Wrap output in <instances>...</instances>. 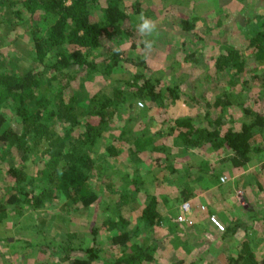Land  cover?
Wrapping results in <instances>:
<instances>
[{"label":"trees","instance_id":"trees-1","mask_svg":"<svg viewBox=\"0 0 264 264\" xmlns=\"http://www.w3.org/2000/svg\"><path fill=\"white\" fill-rule=\"evenodd\" d=\"M136 11L132 14L135 20L140 13ZM94 12L101 13L102 18L93 19ZM203 18L211 33L213 28ZM258 18L248 32L245 51L224 44L215 58L214 78L227 77V86L211 104L205 102V94L195 96L182 88L183 79L176 74L175 66L170 76H176L173 83L164 84L162 74L154 72L143 55L128 58L132 66L128 80L114 75L116 68H123L121 45L126 41L132 49L138 45L137 27L123 0H107L105 7L101 0H0V28L25 27L31 53L24 60L0 53V164L7 162L5 177L9 183L0 187V243L9 238L5 226L10 219H33L36 214V223L45 227L49 219L40 220L41 210L53 208L57 200L61 205L52 221L58 220L65 226L62 231L70 236L69 213L102 205L109 212L103 225L115 255L110 259L103 256L102 249L94 245L95 239L88 247L60 242L53 249L54 264H158V247L151 236L163 220L160 198L146 187L149 178L156 183L163 171L166 175L175 173L177 156L165 143L157 145V139L175 134L171 144L174 151L196 160L191 164L195 173L189 171L191 166L179 172L185 183L177 197H161L168 209L193 199L202 189L225 183L221 177H230L253 161L264 160V115L260 111L244 106L248 119L240 128L226 125L227 108L234 105L231 96L238 85L243 91L252 82L264 88V13ZM199 22L198 16H189L181 19L180 27L194 33ZM197 35L204 36L200 32ZM99 48L105 49L107 58L99 60ZM184 61L198 62L192 51ZM82 76L85 82L78 81ZM96 76L103 77L104 82L92 85ZM183 96L188 104L205 102V121L196 114L171 115L174 120L169 124V119L165 120V129L154 128L147 134V121H152L150 104L164 109ZM141 100L143 108L138 106ZM243 104L236 105L242 108ZM140 119L146 120L142 126ZM205 151L214 154L213 161L199 155ZM123 152L130 162L128 172L122 169L108 174L111 161ZM101 154L105 156L102 160L98 159ZM17 158H21L20 164L13 161ZM147 158L152 161L146 162ZM29 159L42 165L36 175L28 172ZM145 164L153 166L148 171L153 176L144 179L140 166L146 170ZM242 190L245 194L246 187ZM140 208L139 222L131 227L129 217ZM211 213L209 210V214L199 216ZM95 229L94 237L98 232ZM237 229L231 221L222 238L234 236ZM244 239L238 246V256H228V264H260L248 242L250 237ZM9 245L15 247L14 243ZM79 250L85 255H74Z\"/></svg>","mask_w":264,"mask_h":264},{"label":"rangeland","instance_id":"rangeland-1","mask_svg":"<svg viewBox=\"0 0 264 264\" xmlns=\"http://www.w3.org/2000/svg\"><path fill=\"white\" fill-rule=\"evenodd\" d=\"M123 1L125 3V7L127 8V12L131 15V22L136 27L139 21L138 19L135 20L132 17V14L133 12H137L136 10L139 9L140 13L137 14V17L140 14H143L158 22L159 36L156 39L155 50L148 57H145L143 46L140 45L143 39H141L139 34L136 36L138 42L136 49L131 48L130 42H124L120 47L123 51L122 57L124 61L121 63L123 68H116L113 71L114 75L118 78L123 77L128 80V69L130 68V70H132V66L131 63L128 62V58H135L137 55H143L146 64L151 69H153L154 72L158 73L159 75L162 74L164 84L173 83V80L176 78V76L173 78L170 76H172V67L175 66V68H177L176 74L181 79H183L181 80V82H183L182 88L195 96L200 93L205 94V102H209L211 104L215 101L216 96L221 95L227 86V77L225 79V77L221 78L219 76V80H215L214 78L215 58L220 53V51L223 50L222 46H224V44H228L229 46L233 45L242 50V52L245 51L248 32H250L253 27L256 26L257 19H259V14L264 13V2L260 0L252 1L248 4L245 2V5L242 6H244L246 12H223L224 10L222 11L221 7L223 8V6L226 5L232 6L230 3L231 0H225V2L222 0ZM106 3L107 0H101L102 7H105ZM134 6H138L137 9H135ZM193 9L196 11L192 12ZM24 15L28 16V13L24 12ZM189 16H198L201 19V22H199V26L195 32H200V34L204 35L202 38H200L197 33H193L191 31L185 32L182 27H180L181 19H186ZM203 17L207 19L208 26L213 28L211 33L207 30V26H204L205 20ZM100 18H102L101 13L98 14L97 12H94L93 19ZM219 20L221 23H219ZM126 22L127 24H130L129 21ZM29 48V36L25 27L14 26L0 28V53H7L6 56L11 55L13 60L14 58L17 59L16 55L19 57V60L20 58L24 60L31 54L29 52ZM190 51L196 54L198 60L197 63L192 61L190 63H186L184 61L185 56ZM97 54L101 56L99 57V60L108 57V53L103 48H99L97 50ZM251 60L253 62V59ZM77 68L78 67H76V69ZM11 70L15 71V68H11ZM83 80L85 82L84 76H82V78L78 81ZM103 82V77L96 76V79L93 80L92 85H99ZM254 83L255 82L248 83L246 91H243L242 87L238 85L232 92L231 99L234 101V105L227 108V127L238 129L240 128L241 123L248 119L243 111L244 106H249L253 110L258 112L260 111L264 115V95L262 94L264 93V88L261 89L259 85L256 86ZM89 92L92 93L93 91L90 90ZM181 99L182 100H176L174 103H171L167 108L165 107L164 109H157L156 105L151 103L150 111L148 113L149 116L152 117V119H150L152 121H147L148 130L146 133L149 134L153 132L154 128L165 129L168 124L174 120L172 117H170L171 115L176 118L181 114H196L201 121H205V117L203 116L205 114V102H200L196 105L186 103L184 101L186 99L185 96H183ZM243 102L246 104H243L242 108L241 106L236 105ZM142 103H144V101H142ZM212 117L215 116L212 115ZM167 119H169L168 124L165 123V120ZM144 121L146 120H139L141 126ZM116 122L120 123L119 117L116 118ZM163 123L166 125H162ZM138 133L141 132L138 131ZM174 135L170 136L166 134L164 138H159L157 142L161 143L164 139L165 144L169 146L172 144L171 140H173ZM205 152L208 153V157L213 161L215 158L214 154H211L209 151ZM205 152L203 154L200 152L199 155L202 157ZM174 154L177 156L176 160L178 165H180L181 162L183 164L185 163L186 165H191L192 163L196 162L194 156L191 157L190 155H180V153L177 151H174ZM98 156V159L100 160L105 157L102 154ZM13 161L17 164H20L21 158H17ZM111 162L113 165L107 169L106 172H108V174H112L114 170L122 169L128 172L130 162L128 161L127 152H123L120 157L113 159ZM6 164L7 162L0 164V187L9 184L5 177ZM41 168V164H36L33 160L29 159L28 172L30 174L36 175ZM247 171L250 173L259 171L258 173L263 174L264 163H262V161L260 163L253 161L248 165ZM234 173L237 174V171H234ZM223 177L226 178V181L224 184H220L223 185V193L225 197L228 198V195L229 197L233 195L236 201V203H234L231 208L227 205L222 207L224 209L223 212H225L223 213V216L228 215L226 218H224L225 220L231 221L233 219V221L236 222L237 218L235 215L239 211L237 200L239 202L240 200H245V194L242 190V187H239L236 183L234 185L232 184L229 176ZM263 191L264 190L261 192V198L264 202ZM151 193H156V195L160 198L159 211L164 214L166 210H168L166 212V217L171 223L170 228L173 227V222H177L176 228L179 227L180 224L177 221L179 213H177L175 210V205L173 210H171L173 207L168 209L166 203H164L161 198L163 194H167L171 198H175L178 194L173 195L172 192H166L162 189H154L151 191ZM239 193L241 194L239 195ZM60 205L61 202L57 200V205H54L53 208H45L41 210L42 214L40 220L42 221L46 218L49 219V221L45 223V227H40L39 224L36 223V214L33 216V219L22 216L19 219L16 217L14 219L8 220L5 228L7 229L6 231H8L6 232V236H9V238L8 240L4 239L0 243V264H54L53 259L55 258V251H53V249L56 247V243H69L71 241L75 246L81 245L83 247H88L93 244V239H95L94 245L102 249L101 253L103 256H106L110 259V257L115 255L113 254L115 249L109 244V234L103 225L104 220L107 218V214H109V212L105 211L106 209L104 206L101 205L97 208L94 206L89 211L85 212L71 211L72 214L69 213L71 219L69 224V232L72 234V236H70L62 231V229L64 230L65 226H62L58 220L56 223L52 221V219L57 216L56 214L59 212ZM141 208H143V206ZM141 208L130 215L129 219L132 223L131 227L139 222ZM170 214L171 216H175L170 217ZM197 214H195V207L193 206L192 216L194 218V223L191 226L185 227L180 225V227L183 228L182 231L175 232V227H173L174 232L173 230L168 231L169 227H166L168 224L166 221V225L162 226L161 223L160 226H155L153 228L151 237L153 238V241L157 243L158 250L156 251V256L159 262L158 264H191V262L194 264V261H196V264H205L201 263L200 260L206 259H209L213 264H228V256L231 255L234 258L238 256V246L241 241L246 238V236L250 237L248 242H250V244L253 246L252 250L256 254L257 260L260 264H264V222H258L253 230L247 231L246 229L245 234L242 233L241 236L238 235L240 237V243H238V241H234L226 245L224 249L225 254H222L221 252L217 251V248L213 242H202V240H199L201 235H198V231L200 230L196 228L198 225ZM220 220L222 221V219ZM223 223L225 224V222ZM225 225L227 226V224ZM93 228L98 230L95 237L92 235ZM208 229H211V227H208ZM179 230L181 229L179 228ZM8 242L14 243L15 247L11 248ZM29 243H31V245H29ZM177 243L179 244V247L174 251V245ZM196 248H199V253L197 251L195 253ZM201 252H206L207 257H205L203 254L199 256ZM74 255L84 256L85 254L83 251L79 250L76 251ZM94 264L103 263L101 261H97L94 262Z\"/></svg>","mask_w":264,"mask_h":264},{"label":"crops","instance_id":"crops-1","mask_svg":"<svg viewBox=\"0 0 264 264\" xmlns=\"http://www.w3.org/2000/svg\"><path fill=\"white\" fill-rule=\"evenodd\" d=\"M223 2H225V0H222ZM252 1H258V0H231V4L232 6L226 5L223 6V8L221 7L223 12H244L245 8L242 5H245V2L251 3ZM263 1L264 0H260ZM264 5V4H263ZM244 9V10H243ZM243 10V11H242ZM246 12V11H245ZM234 25V24H231ZM264 95V93H262ZM259 97H261L260 95H258ZM191 115V114H188ZM193 116V115H191ZM143 128V127H141ZM158 130V129H157ZM159 139L156 140V144L160 145L165 143V140L163 139V142L158 143ZM172 143V140H171ZM170 147H172V150L174 152V150L176 149L175 147H173L172 145H169ZM208 153L205 152L204 155H202V157L204 159H210L207 155ZM155 155H157L156 157L160 156V154L155 153ZM163 156V155H162ZM152 160H150V158L146 159V162H151ZM260 163V162H259ZM262 163H264V161H262ZM146 165V170L145 167L140 166V174L142 177L147 178V177H151L153 176L151 172H148L150 170V168H152V165ZM191 165H186L185 163L183 164L181 162L180 165L175 164V168L176 171H174L175 173L170 172V170L168 169V171L170 172V175H166V171L161 172L158 176L159 179L157 180L156 183H154L151 178H149V182L147 183V189L148 191L151 193V191H153L154 189H162L163 191L166 192H172L173 195L178 194L179 190L183 187L184 185V175L179 173L181 172L183 169L190 167ZM196 170V168H192V166L190 167V172L191 173H195L194 171ZM173 171V170H172ZM193 171V172H192ZM259 171H255V172H249L247 171V169H243L239 172L233 173V175H230V179L232 181V184L234 185L235 183L239 186V187H246L245 190V200H240V202L237 200V204H238V208L239 211L236 213L235 217L237 218L235 224L237 225V231L236 234L232 237L223 239L222 238V233L218 232L212 225H210L209 220H208V216L204 217V218H200L199 215H201L202 213L205 214H209V210L212 211V213H215L218 215L219 219H222L223 222H225V224H227V226L231 223V221H233V219L231 221L229 220H225L224 218H226L227 216H223V212L224 209L222 207H225L226 205L228 207H232V205H234V203H236L234 196L232 195L231 197L228 198L225 197L224 195V190H223V185L222 184H217L212 186L209 189L206 190H201L200 193L195 196L193 199L189 200L193 206L195 207V214H197V222L198 225L196 226V228L200 231H198V235H201V238L199 240H202V242L204 241H210L213 242V244L215 245V247L217 248V251L221 252L222 254H225V247L226 245L234 242V241H238V243H240V237L238 235H242L245 234L246 229L247 231L253 230L258 222H264V202L262 201V196H261V192L262 190H264V173L260 174L258 173ZM254 173L258 174V176H255ZM253 174V176H252ZM165 178H168V180H165ZM229 183V182H228ZM222 187V188H221ZM262 189V190H261ZM264 192V191H263ZM154 194V193H152ZM156 194V193H155ZM167 195V194H165ZM169 196V195H168ZM236 196V194H235ZM170 197V196H169ZM177 197V196H176ZM175 197V198H176ZM171 198V197H170ZM262 201V202H261ZM182 203V202H181ZM181 203H179L178 205H176L175 210L177 211V213H179L180 211V206ZM205 205L206 206V211H201L200 206ZM174 207L171 209L173 210ZM230 210V209H229ZM168 210H166L167 212ZM166 212L164 214H162V212H160L162 215V226L166 225L165 221L168 222L166 227L168 228V231H172L173 227L176 228L177 222H173V227L170 228V221L168 220V218L166 217ZM229 212V211H227ZM211 213V214H212ZM229 218V217H228ZM179 225V224H178ZM208 227H211V229H208ZM179 228L181 230H179ZM171 229V230H170ZM183 228L177 227L176 231H182ZM174 232V230H173ZM248 235V234H247ZM205 239V240H203ZM179 247V244L177 243L176 245H174V251L177 250V248ZM199 248L195 249V253L196 251L198 252ZM207 251V250H206ZM180 253V252H179ZM199 253V252H198ZM204 255L205 257H207V253L206 252H201V254H199V256ZM179 262V261H178ZM196 264V261H194ZM201 263H205V264H213L209 259L206 260H200ZM193 262H191L192 264Z\"/></svg>","mask_w":264,"mask_h":264},{"label":"clouds","instance_id":"clouds-1","mask_svg":"<svg viewBox=\"0 0 264 264\" xmlns=\"http://www.w3.org/2000/svg\"><path fill=\"white\" fill-rule=\"evenodd\" d=\"M137 19L139 21L137 32L143 37V51L145 57H148L155 50L156 39L159 36L158 22L143 14H140Z\"/></svg>","mask_w":264,"mask_h":264},{"label":"built area","instance_id":"built-area-1","mask_svg":"<svg viewBox=\"0 0 264 264\" xmlns=\"http://www.w3.org/2000/svg\"><path fill=\"white\" fill-rule=\"evenodd\" d=\"M138 106L142 107L143 103L138 102ZM221 181L225 182L226 178L221 177ZM241 193H239L240 195ZM201 210L206 211V206L202 205ZM193 204L190 201H185L180 206V211L177 217V221L181 226H191L193 225ZM209 223L220 233L224 232L226 230V225L219 219V217L212 213L208 216Z\"/></svg>","mask_w":264,"mask_h":264}]
</instances>
